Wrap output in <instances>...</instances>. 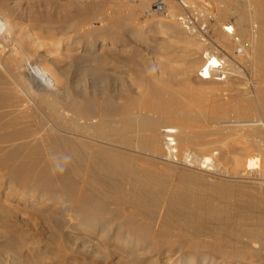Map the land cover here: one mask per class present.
I'll list each match as a JSON object with an SVG mask.
<instances>
[{
	"label": "bare ground",
	"instance_id": "obj_1",
	"mask_svg": "<svg viewBox=\"0 0 264 264\" xmlns=\"http://www.w3.org/2000/svg\"><path fill=\"white\" fill-rule=\"evenodd\" d=\"M16 3L19 2L0 0V159H27L20 165L23 169L34 166L35 160L39 161L42 165L32 171L37 182L65 186L66 197L60 195L56 199L70 226L79 229L76 239L87 245L93 243L92 237L98 241L108 240L114 245L111 248L122 253V260L119 257L122 264H146L144 256L156 249L159 254L165 252V256L175 254L169 264H248L236 258L217 260L204 251L206 247L199 242L190 243L191 249H185L186 246L176 248L171 246L172 243L168 248H161L146 237L156 233L157 226L169 224L171 216L180 218L182 214H174L171 209L180 207L182 202L200 214L199 220L228 217L229 212L215 204V200L192 194L198 183L207 184L212 190L221 183L264 186V0H253L256 12L250 20L240 16L237 27L229 23L222 27L234 39L229 41L224 37L220 44L231 51L252 49L255 67L252 66L260 73L253 93L243 97L247 108L241 109L239 105L240 109L235 110L230 107L239 102L232 93L240 88L237 83L227 82L224 78L226 82L221 93H215L212 99L198 96L193 82L191 85L181 82L174 88L155 81L151 86L155 91L151 94L124 97L115 89L117 82L114 81L116 76L112 80V71L105 67L101 69L97 64L92 69L93 63L106 61L104 55L115 56L119 50L115 48L117 37L111 35L112 32L95 42H80L79 58L82 61L71 60L67 65L66 61L62 66L63 62L53 58L39 67L40 59L35 57L32 48L34 40L28 39L26 43L19 36L18 12L13 8ZM79 10L87 11L83 7ZM230 12V8L220 10L225 16ZM156 25L170 30V24L164 18ZM235 33L240 37L237 38ZM34 50L37 54L39 49ZM215 50L204 54L206 60L200 65L201 73L198 74V78L209 81L208 84L220 75V70L230 75L241 72L227 57L220 58L221 54ZM48 52L45 57L49 56ZM194 86L197 89L199 85ZM244 113L248 118L242 120L240 117ZM231 114L235 116L231 117ZM230 140L233 144L228 143ZM6 144L11 147L7 149ZM246 149L249 152L245 160H238L239 151ZM65 154L71 156L70 161L56 160ZM58 163L63 166V171L57 167ZM4 182L13 189L14 182L0 178V186ZM36 190H31L28 195L22 192L21 199L48 215L53 202L45 189ZM58 215L55 214L57 218ZM57 218H54L55 222ZM181 218L188 226H200L199 221H193L189 215ZM243 221L244 216H241L234 228L228 221L224 227L236 236L248 237L251 244H244L234 251L222 246L207 250H217L223 255L235 252L236 256L248 252L264 262V246L256 248L253 245L261 241L264 244L263 230ZM157 262L165 264L163 259H153L152 263Z\"/></svg>",
	"mask_w": 264,
	"mask_h": 264
},
{
	"label": "rangeland",
	"instance_id": "obj_2",
	"mask_svg": "<svg viewBox=\"0 0 264 264\" xmlns=\"http://www.w3.org/2000/svg\"><path fill=\"white\" fill-rule=\"evenodd\" d=\"M14 1L19 2L15 5L11 4L14 6V10L18 12L19 36L26 43L28 39L31 41L34 40L35 44L32 48L40 50H37L38 56L36 50L33 49L36 55L34 56L40 59L37 63L39 67H42L41 64L44 66L47 62L52 61L51 59L53 58H58L60 63L63 62L61 64L62 66L67 65L71 60L82 61L79 58V50L81 49L78 44L80 42L84 40L95 42L102 36L110 35V32H112L111 35H116L117 44L115 48L120 50V52L117 50L118 52L116 51L115 53V56L118 54L117 57L114 54L111 56L104 55V57L107 56L104 58L106 61H100V64L99 62L93 63L92 69L98 66L101 69L105 67L110 72L112 71V80L116 76L114 81L118 83L115 82V89L124 97L136 98L141 97V95L151 94L155 91L151 87L155 81L157 84L159 82V85L164 83V85H169V87L171 85L173 87L175 86L174 88H178L181 82H183L182 84L188 85H191L190 83L193 82L192 84L199 85L197 89L192 85L198 96L206 99L210 96L212 99L213 96L215 97L218 93H221V88L224 86L225 80H227V82L237 83L236 85L240 88L239 91L235 92L236 94L234 92L232 93V96L238 100L239 104L234 105L235 107L233 108L230 107V109H240L237 107L239 105L241 109H245L247 108L246 100L243 97H247V95L253 93L255 90L254 86L260 78V73L258 74L253 65L255 61L251 57V54H253L252 49L243 48L239 52L237 50L231 51L220 44V41L224 37H228L227 39L229 41L234 39L222 30L224 24L229 23L231 26L237 27L240 16L244 17L247 21L252 18L256 12L254 3H252L253 0H166L167 9L164 13L151 11V2L148 0ZM82 7L87 11L81 10L80 12L79 9H82ZM224 8H230V14L232 15H221L220 10ZM183 15L193 18L192 27L195 31L193 29H187L178 21V17ZM161 18H164L168 22V25L170 24V30L166 31L156 25ZM144 24H146L145 27L143 26ZM114 31L116 32L114 33ZM128 32L130 34H127ZM188 34H191V36ZM235 34L237 38L240 37L239 34ZM49 50H52V52L49 53ZM211 50H215L217 53L219 52L221 54L220 58L227 57L234 64L235 68L241 72L230 75L229 72L224 73L220 70L219 72L222 77L215 76L214 79H211L212 82L210 84H208L209 81H202L198 78V74L201 73L199 72L200 65L206 60L204 57L206 55L204 54ZM41 51L44 52L42 53ZM40 52L44 57L48 52L50 57L43 58ZM99 52L100 49L97 53ZM107 58L109 59L107 60ZM64 62L66 63L64 64ZM107 63H110L112 66L110 64L107 65ZM216 77L217 79H215ZM187 78L191 82L187 81ZM218 78L221 79L218 80ZM241 80H244V84ZM237 95H239V98ZM247 112H251V108L250 111L247 109ZM245 113L240 119L244 120L248 118ZM230 116L233 117L235 114H231ZM228 143L233 144L231 140ZM5 147L9 149L11 146L6 144ZM247 152H249L247 149L240 150L238 160L241 159L240 161H244L248 155ZM26 161L27 159H23L22 157L0 159V178H3L5 181L10 179L15 183H12V185L14 184L13 189L9 188L8 182L10 181L7 183L4 182L0 186V264H58L60 262H65V264H122V253L120 250H118L119 252L117 250L115 251L116 248H111L114 245L108 240L98 241L96 237H92L91 240L93 243L96 241L100 245L96 242L94 244L91 243L92 245H87L83 244L82 240L76 239L79 229H74L70 226L71 223L66 219L67 216L64 217L62 215L61 203L56 199L60 195L66 197L65 186L56 183L45 185L37 182L32 175V171L42 164L35 160L33 162L35 164L34 166H27L23 169L20 165ZM196 188L192 193L194 196L215 200V204L222 206L227 213L229 212L227 214L228 217L222 220L203 217L199 220L198 217L200 214L182 202L180 207H173L171 212L174 214H182L181 217L183 215H189L193 221H199L201 227L188 226L184 223L183 218L171 216L172 222L170 221L165 227L157 226L155 229L156 233H151L146 238L154 242L156 247L161 248H168L172 243L171 246L174 245L176 248H185L186 246L185 249H191L190 243L199 242L206 247L204 251L209 252L217 260L231 261L239 259L248 264H264L260 258L257 256L255 258V256H252L248 252H243L236 256L234 254L235 252L223 255L217 250H207L208 247L219 248L222 246L223 248L234 251L236 248L244 246V244H251L248 237L244 235L236 236L232 233L231 229L224 227V223L228 221L233 223L234 228L241 216H244L243 222L247 223L248 226L260 227L264 232V186H254L247 183H233V185L221 183V185L218 184L212 190L207 184L199 185L198 183ZM228 188L232 190L230 191ZM39 189H45L44 191L48 193L47 196L50 198V202H53L50 208H48L50 209L48 215H46L47 212L43 214L42 210L40 212L38 207H34V205L21 199L22 192L25 191L24 193L27 192L28 195L31 190L38 191ZM54 212L61 217L63 216V218H60L59 215L60 219L57 218L53 214ZM54 218H57L58 221L55 222L54 220L56 219ZM200 222L202 223L200 224ZM196 223L198 224V222ZM210 225L213 227V230ZM55 230H57V233ZM259 243H253V245L257 246L256 248H260L259 246L262 245L261 248H263V241ZM93 248H95V251ZM103 248H107V250ZM99 252H101V255ZM111 253H113V256ZM165 255V252L159 254L156 249L151 254H146L144 260L146 264H153V259H163L165 264H169L171 258L175 256L172 253L168 256ZM154 264H158V262Z\"/></svg>",
	"mask_w": 264,
	"mask_h": 264
},
{
	"label": "built area",
	"instance_id": "obj_3",
	"mask_svg": "<svg viewBox=\"0 0 264 264\" xmlns=\"http://www.w3.org/2000/svg\"><path fill=\"white\" fill-rule=\"evenodd\" d=\"M151 2V11L155 13H164L167 9L166 0H148ZM178 21L183 24L187 29H193V18L190 16H180L178 17ZM195 31V29H193ZM218 77H222V75H217ZM224 76V75H223Z\"/></svg>",
	"mask_w": 264,
	"mask_h": 264
},
{
	"label": "clouds",
	"instance_id": "obj_4",
	"mask_svg": "<svg viewBox=\"0 0 264 264\" xmlns=\"http://www.w3.org/2000/svg\"><path fill=\"white\" fill-rule=\"evenodd\" d=\"M57 159H58V160H59V159H62L63 161L68 162V161L71 160V156L68 155V154H65V155H63L62 157H59V158H57ZM57 167H58L61 171H63V166L60 165L59 163L57 164Z\"/></svg>",
	"mask_w": 264,
	"mask_h": 264
}]
</instances>
